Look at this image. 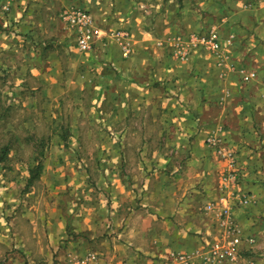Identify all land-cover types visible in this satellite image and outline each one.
<instances>
[{
  "label": "crops",
  "instance_id": "obj_1",
  "mask_svg": "<svg viewBox=\"0 0 264 264\" xmlns=\"http://www.w3.org/2000/svg\"><path fill=\"white\" fill-rule=\"evenodd\" d=\"M215 1L204 5L219 23L220 52L199 47L180 60L173 44L156 58L147 51L126 58L120 41L103 30L112 44L105 54L114 55L119 74L91 66L83 87L93 94L95 113L105 115L102 133L120 140L92 141L108 156L90 176L114 184L86 195L75 187L68 208L60 193L53 207L30 201L21 227L9 223L12 211L0 200V264L43 262L57 250L59 264L90 252L101 264H169L171 253L205 254L222 241L228 216L244 237L257 239L239 264H264V0ZM253 70L258 78L245 82ZM124 150L135 156L123 158ZM103 230L116 235L97 240ZM16 248L23 260L11 257Z\"/></svg>",
  "mask_w": 264,
  "mask_h": 264
},
{
  "label": "rangeland",
  "instance_id": "obj_2",
  "mask_svg": "<svg viewBox=\"0 0 264 264\" xmlns=\"http://www.w3.org/2000/svg\"><path fill=\"white\" fill-rule=\"evenodd\" d=\"M206 1L212 6L215 0H0V200L6 211H12L9 223L22 226L21 214L30 201L43 208L53 207L60 193L62 206L68 208L75 187L86 195L100 193L103 187L109 190L114 184L90 176L102 169L95 162L108 156V150L92 148V141L120 140L116 134L102 133L105 115L101 109L95 113L98 106L93 104V94L88 86L83 87L91 66L102 69L106 65L117 73L114 55L104 51L112 44L101 41L92 54L81 52L76 32L64 22L63 13L73 8L87 11L102 30L130 33L138 42L135 50L132 47L133 56L147 51L156 58L176 45L178 38L187 39L190 32L208 35L217 30L219 23L205 15L209 13ZM189 11L195 15L186 20ZM188 22H199L198 28L189 30ZM74 127L78 128L73 134ZM133 152L141 156V152ZM120 153L126 159L135 156L128 155V150ZM39 160L44 163L42 174L29 186ZM33 191L39 196H33ZM107 232L103 230L96 239L116 235ZM256 245L257 239L254 245L241 248L240 262L246 248ZM15 253L24 258L19 248L13 249L11 257ZM59 253H52L51 260L20 263L59 264ZM89 254L101 258L97 252ZM87 255L68 258L66 264Z\"/></svg>",
  "mask_w": 264,
  "mask_h": 264
},
{
  "label": "built area",
  "instance_id": "obj_3",
  "mask_svg": "<svg viewBox=\"0 0 264 264\" xmlns=\"http://www.w3.org/2000/svg\"><path fill=\"white\" fill-rule=\"evenodd\" d=\"M63 20L68 24L77 35L78 48L83 53L92 51L97 41L106 39L103 30L96 24L94 17L84 10L70 9L63 13ZM110 36L120 41L123 49V55L129 58L133 55V48L128 42L129 34L126 31H117L110 33ZM176 57L180 60L186 59L193 48L202 47L213 52H220L222 44L216 31H211L208 35L191 34L185 40L178 38L175 42ZM257 77L256 72L245 73L243 80L250 82ZM234 183H237L238 177L230 176ZM208 211L213 209V205L208 206ZM228 231L222 241L207 245L205 254L196 253H171L168 256L169 264H238L240 262V252L244 245H254L255 237H244L241 234L236 222L227 217ZM99 257L96 254H89L82 258L73 259L70 264H100Z\"/></svg>",
  "mask_w": 264,
  "mask_h": 264
},
{
  "label": "trees",
  "instance_id": "obj_4",
  "mask_svg": "<svg viewBox=\"0 0 264 264\" xmlns=\"http://www.w3.org/2000/svg\"><path fill=\"white\" fill-rule=\"evenodd\" d=\"M43 168H44V163H41V161L39 160L38 165L34 169H32V172H31L32 175L29 178V186L32 185L35 180L40 178Z\"/></svg>",
  "mask_w": 264,
  "mask_h": 264
}]
</instances>
